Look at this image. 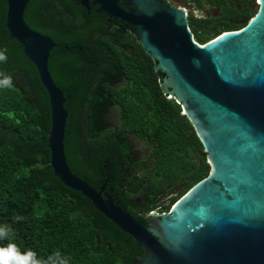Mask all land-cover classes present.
I'll list each match as a JSON object with an SVG mask.
<instances>
[{
  "label": "trees",
  "instance_id": "16d2710c",
  "mask_svg": "<svg viewBox=\"0 0 264 264\" xmlns=\"http://www.w3.org/2000/svg\"><path fill=\"white\" fill-rule=\"evenodd\" d=\"M30 8L29 24L45 25L58 43L50 70L67 97L65 145L73 172L95 189L106 184L105 191L138 220L170 212L211 168L181 105L162 92L165 75L133 35L121 38L103 23L81 27L79 15L54 21L43 0H31ZM7 14L8 1L0 0V48L7 55L0 72L13 81L12 88L0 89V222L12 226L21 249L38 256L59 249L71 264H132L144 249L56 176L50 96L8 29ZM208 33L196 31L195 39L205 43Z\"/></svg>",
  "mask_w": 264,
  "mask_h": 264
},
{
  "label": "water",
  "instance_id": "95a60500",
  "mask_svg": "<svg viewBox=\"0 0 264 264\" xmlns=\"http://www.w3.org/2000/svg\"><path fill=\"white\" fill-rule=\"evenodd\" d=\"M7 1L8 29L50 96L55 174L144 249L132 264H264V0H257V12L241 29L205 43L194 38L182 8L133 0L137 11H125L114 0L101 2L100 12L133 25L155 71L165 75L163 94L181 105L211 168L170 212L152 211L145 221L122 209L106 184L95 189L71 169L67 97L50 70L58 43L27 21L30 0Z\"/></svg>",
  "mask_w": 264,
  "mask_h": 264
},
{
  "label": "flooded vegetation",
  "instance_id": "af4514ba",
  "mask_svg": "<svg viewBox=\"0 0 264 264\" xmlns=\"http://www.w3.org/2000/svg\"><path fill=\"white\" fill-rule=\"evenodd\" d=\"M44 12H48L50 18L58 22L75 20V16H81L79 22L81 27L103 23L106 32L119 33L124 38L127 34L138 37L133 33V25L120 17H112L105 12H100L101 2L105 0H43ZM118 9L137 11L133 0H114ZM173 8H182L188 17L189 27L193 32L208 30L209 40H212L226 31L241 29L250 11L258 10L257 0H158ZM31 2V0H30ZM29 2V4H30ZM27 6L26 12L31 13L32 9ZM111 4V2H110ZM113 7V6H112ZM257 12V11H256ZM28 21V20H27ZM38 31L51 35L47 32L48 27L38 24L33 27ZM217 30L219 31L217 33ZM103 31L100 32L102 34ZM215 33V34H214ZM100 53L99 50L97 52ZM114 109V108H113ZM110 109L108 112L111 120H115L116 112ZM156 212V211H155Z\"/></svg>",
  "mask_w": 264,
  "mask_h": 264
},
{
  "label": "clouds",
  "instance_id": "9594fccd",
  "mask_svg": "<svg viewBox=\"0 0 264 264\" xmlns=\"http://www.w3.org/2000/svg\"><path fill=\"white\" fill-rule=\"evenodd\" d=\"M6 59V49L0 48V62ZM12 87V76L0 72V89ZM14 236L12 226L8 222H0V264H71V257L59 249L51 251L47 256H38L30 247L21 249Z\"/></svg>",
  "mask_w": 264,
  "mask_h": 264
}]
</instances>
